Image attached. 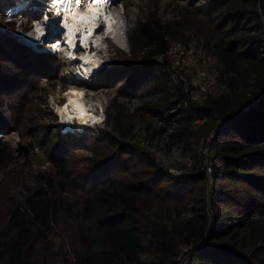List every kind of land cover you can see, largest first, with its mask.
<instances>
[{"label": "trees", "instance_id": "16d2710c", "mask_svg": "<svg viewBox=\"0 0 264 264\" xmlns=\"http://www.w3.org/2000/svg\"><path fill=\"white\" fill-rule=\"evenodd\" d=\"M178 16L136 19L127 33L130 53L111 72L129 96L151 84L147 91L159 97L145 107L171 126L173 140L188 145L193 170L174 175L101 129L96 140L108 141L106 149L91 147L86 170L71 182L66 156L42 129L29 145L47 148L50 167L0 194V264H171L182 243H199V264H264V0H186ZM190 34L219 67L221 92L200 102L189 100L165 59H156L167 36ZM12 44L0 39V93L24 86L15 53L22 49ZM196 118L204 121L192 129ZM4 119L0 130L10 128ZM111 120L126 136L127 114L116 110ZM210 128L204 156L193 142ZM29 145L13 149L0 141V168L29 158ZM122 172L130 179L122 182ZM62 222L70 233L53 240Z\"/></svg>", "mask_w": 264, "mask_h": 264}, {"label": "rangeland", "instance_id": "374dc122", "mask_svg": "<svg viewBox=\"0 0 264 264\" xmlns=\"http://www.w3.org/2000/svg\"><path fill=\"white\" fill-rule=\"evenodd\" d=\"M20 2L24 3L26 0H0V39H6L9 44L15 42L21 46L22 50L14 46L17 50L14 52L18 55L17 64L23 66L21 68L24 73L22 76L24 86L18 89V86L11 84L12 90L10 88L0 93V110L3 112L0 116L5 117L10 126L7 130H0L1 142H7L13 149L17 148L19 143L29 145L31 139L37 137L41 130L45 129L47 134L55 137L54 143L58 146L57 151L67 158L72 177L71 182H75V177H79L86 170L87 157L93 155L91 147L106 149L108 141L96 140V135L101 129L147 151L167 171L168 167L176 168L181 172L193 170L188 145L173 140L169 136L171 126L167 125L161 116L155 115L145 107L149 101H155L159 97L156 93L147 91L151 84H143L135 96H129L124 88L121 89L122 84L115 77L116 71L113 69L111 72V68L116 66L120 58L130 53L127 33L136 19L152 15L163 22L176 20L179 18V7L186 0H113L111 11L118 14L117 30L123 32L124 45L118 44L114 38L105 36L100 45V51H95L100 58L101 66L94 74L87 75V78L80 75L79 65L81 63L78 59L67 60L58 54H55L52 59H41L40 54L44 53L36 52L31 47L22 44L21 38H24V34L30 33L34 28L30 23L34 16L30 12V4L26 6L25 11L11 18L6 10L8 5ZM102 31L103 28H100L98 34ZM167 39L182 42L193 40L199 48L205 49L192 34L184 38L167 36ZM82 53L83 50L79 49L78 56ZM21 54L26 58H21ZM107 69L110 70V74H104L103 71ZM179 81L181 82L180 79ZM70 87L83 91L84 101L91 105L90 112L100 113L104 120L94 125L83 126H76L74 121L70 124L62 122L59 107L66 103V98L70 95L68 92H71ZM116 110L126 113L129 119L126 124L127 134L123 137L112 130L111 119ZM203 121L204 119L194 120L191 125L192 129L198 128ZM62 125L68 129V132L63 131ZM214 132V129L210 128L198 137V142L197 139L193 142V145H196L204 156L210 151L209 140ZM29 149V158L25 155L15 157V161L8 167L0 168V194L9 188L30 184L33 179L32 172L43 171L50 167L51 163L45 166V161L49 160L47 148L35 143L33 146L29 145ZM208 166H206V172L209 177L208 184H210L211 167L209 166L210 170H208ZM120 177L122 182L127 181L130 179V174L122 172ZM69 194L70 198H77L74 195L75 190L71 189ZM261 218L264 220V216ZM70 230V227L62 222L57 229L56 235L58 236L54 234L51 238L53 240L62 239L70 233Z\"/></svg>", "mask_w": 264, "mask_h": 264}, {"label": "built area", "instance_id": "2783aa9c", "mask_svg": "<svg viewBox=\"0 0 264 264\" xmlns=\"http://www.w3.org/2000/svg\"><path fill=\"white\" fill-rule=\"evenodd\" d=\"M28 4H30V12L34 15L30 22L33 24V30L38 25L44 26L41 35L37 39V43L40 45V47L37 48V51H46L53 55H62L67 60H74L75 56L65 55V51H67L66 49H71L72 47L68 43L64 32L60 29V25L63 21L60 22V20L56 18L54 6L50 0H32V2L26 0L24 3H12L6 8V10H8V16L11 18L18 13L25 11ZM28 41H30V39ZM63 47H66V49ZM90 48L92 49V52L97 51L93 46ZM72 50L77 51L79 48L74 47ZM156 59L158 61H161L162 59L167 61L171 68L172 76L176 80H181L185 92L191 101H203L208 95L218 94L222 90L218 85L220 76L216 58L207 50L199 48L193 40L187 42L175 39L168 40L165 51L158 55ZM198 119L203 118H196L195 121ZM103 120L104 118L100 121ZM100 121L96 123H100ZM90 124L94 125L95 123ZM62 129L63 131H68L64 126ZM45 162V166L50 164V160ZM208 170H210L209 166ZM168 171L174 175L181 172L173 167H168ZM188 214L189 212H186L185 216ZM253 217L257 216L253 215ZM198 248L199 243L180 244L179 251L171 264H199V260L194 257Z\"/></svg>", "mask_w": 264, "mask_h": 264}, {"label": "bare ground", "instance_id": "6f19581e", "mask_svg": "<svg viewBox=\"0 0 264 264\" xmlns=\"http://www.w3.org/2000/svg\"><path fill=\"white\" fill-rule=\"evenodd\" d=\"M50 1L54 6L56 18H58L60 22L63 21L60 25V29L64 32V35L67 37L68 41L70 33L69 29L65 27V24L67 23L68 25H74V31L71 33L73 42L71 45L72 48H63L70 52L71 56H75V59H78V61L81 63L79 65L80 75L84 76V78H87V75L94 74L101 66L100 58L97 52L91 51V46L100 51V45H102V40L105 36L114 38L118 44L122 46L124 45L123 32H119L117 30L119 26L118 14L111 11V2L110 4L106 5H91V7L98 8L99 21L102 23V26L97 30H94L91 36L87 38L86 42L82 43L84 37L87 36L88 29L91 27V23L85 25L83 22L74 21L71 13L79 9L76 12L87 14L91 18L93 13L90 11V0H81L79 6L77 5L76 0H58V2L55 3L53 0ZM104 17H108L109 20L105 21ZM38 27L41 29L40 32H36L35 28L32 30V32L24 34V38L22 37L20 40L22 44L26 45L27 47H31V49L35 50L36 52H38L37 48L40 47V45L37 43V39L41 35L44 26L38 25ZM100 28H103V31L101 34H98V30ZM29 39L30 41H28ZM74 47L83 50L81 56H78L79 50H72ZM42 53L48 52L45 51ZM70 90L71 92H68L70 95L67 96L66 103L59 107V113L61 115L62 122L70 124L74 121L76 122V126H83L88 123H96L102 119L100 113L93 114L90 112L91 105H88L84 101L83 91H80V89L76 90V88L73 87H70Z\"/></svg>", "mask_w": 264, "mask_h": 264}, {"label": "snow or ice", "instance_id": "6c2138e0", "mask_svg": "<svg viewBox=\"0 0 264 264\" xmlns=\"http://www.w3.org/2000/svg\"><path fill=\"white\" fill-rule=\"evenodd\" d=\"M53 2H58V0H53ZM111 0H90V11L93 13V15L91 16V18L87 15V14H84V13H78L76 11H73L71 13L72 15V18L74 21H77V22H83V24L87 25L89 23H91V27L88 29V33H87V36L84 37V40L82 41V43L86 42L87 38L89 36H91L92 32L94 30H97L99 27L102 26V23L99 21V11H98V8H95V7H91V5H106V4H110ZM81 3V0H79V4L78 6L80 5ZM104 20L105 21H108L109 18L108 17H104ZM65 27H67L69 29V33H70V36H69V44L72 45V36H71V33H73L74 31V25H68L67 23L65 24ZM36 32H40L41 29L40 27H36L35 29ZM65 110H66V106H65ZM83 114V113H82Z\"/></svg>", "mask_w": 264, "mask_h": 264}, {"label": "clouds", "instance_id": "9594fccd", "mask_svg": "<svg viewBox=\"0 0 264 264\" xmlns=\"http://www.w3.org/2000/svg\"><path fill=\"white\" fill-rule=\"evenodd\" d=\"M113 1V0H112ZM76 3H77V5L79 4V0H76ZM79 9H77L76 11H78ZM65 55H71V53L70 52H68V51H65ZM85 125H92V124H85ZM65 133L66 132H68V131H64Z\"/></svg>", "mask_w": 264, "mask_h": 264}]
</instances>
